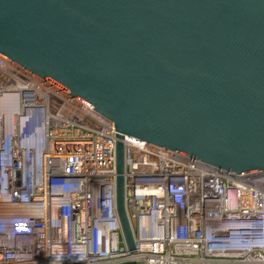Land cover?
<instances>
[{"label":"built area","instance_id":"1","mask_svg":"<svg viewBox=\"0 0 264 264\" xmlns=\"http://www.w3.org/2000/svg\"><path fill=\"white\" fill-rule=\"evenodd\" d=\"M114 123L0 54V264H264V177L124 136L129 250Z\"/></svg>","mask_w":264,"mask_h":264},{"label":"water","instance_id":"2","mask_svg":"<svg viewBox=\"0 0 264 264\" xmlns=\"http://www.w3.org/2000/svg\"><path fill=\"white\" fill-rule=\"evenodd\" d=\"M0 54L114 123L129 250L124 136L264 177V0H0Z\"/></svg>","mask_w":264,"mask_h":264}]
</instances>
